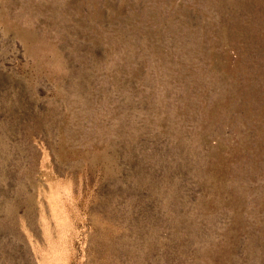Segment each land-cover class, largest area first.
I'll use <instances>...</instances> for the list:
<instances>
[{
  "label": "rangeland",
  "instance_id": "374dc122",
  "mask_svg": "<svg viewBox=\"0 0 264 264\" xmlns=\"http://www.w3.org/2000/svg\"><path fill=\"white\" fill-rule=\"evenodd\" d=\"M0 264H264V0H0Z\"/></svg>",
  "mask_w": 264,
  "mask_h": 264
}]
</instances>
